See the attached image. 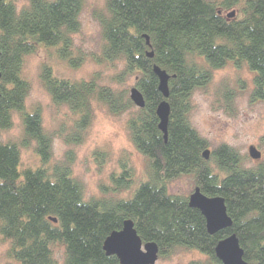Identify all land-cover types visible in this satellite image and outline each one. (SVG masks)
I'll list each match as a JSON object with an SVG mask.
<instances>
[{
	"label": "trees",
	"instance_id": "obj_1",
	"mask_svg": "<svg viewBox=\"0 0 264 264\" xmlns=\"http://www.w3.org/2000/svg\"><path fill=\"white\" fill-rule=\"evenodd\" d=\"M17 1L0 0V135L13 127L16 113L24 128L20 144L0 138V233L11 244V258L21 264H57L53 247L59 244L64 264H120L106 253L104 242L132 220L144 243L158 244L159 258L195 250L206 260L193 264H222L216 247L235 234L244 260L264 264V164L243 168V158L225 144L206 160L208 142L190 122L195 91L228 64L255 73L252 101L264 102V0H106L105 10L96 15L105 43L102 59L122 61L123 73L135 77L144 97L145 107L129 117L127 129L147 160V180L129 198L90 200L72 175L71 159L52 161L53 138L44 129L41 110L25 111L31 83L24 76L37 45L55 47L72 67L80 65L72 36L80 30L86 0H24L20 9ZM237 7L238 18L221 11ZM155 66L170 76L167 140L159 129L157 108L164 97ZM40 79L54 104L78 115L68 144L80 142L95 104L114 116L135 107L125 93L99 85L96 78L59 79L44 65ZM31 142L37 144L40 166L21 170V148ZM183 176H191L207 196L225 199L230 229L210 235L189 198L170 194L168 185ZM133 177L124 165L111 179L113 190H128Z\"/></svg>",
	"mask_w": 264,
	"mask_h": 264
},
{
	"label": "rangeland",
	"instance_id": "obj_2",
	"mask_svg": "<svg viewBox=\"0 0 264 264\" xmlns=\"http://www.w3.org/2000/svg\"><path fill=\"white\" fill-rule=\"evenodd\" d=\"M214 2L222 0H212ZM106 0H86L80 15V30L73 34V56L80 57V65L72 67L58 55V49L37 45L35 54L29 56L24 67V76L31 83L26 101V112L40 109L44 129L53 138V162L71 159L72 175L84 188L85 200L103 197L129 198L138 186L147 180V160L131 141L127 120L139 108L121 115H112L99 104L94 106L90 126L82 133L78 143L68 144L75 134L78 115L66 105H56L44 88L40 73L44 65L53 69L59 79L70 81H91L96 78L101 86L109 87L117 93H125L130 98L135 87V77L123 73L122 61L107 62L102 59L104 39L96 15L105 10ZM19 9L25 4L18 0ZM227 16L234 13L238 18L239 8L222 10ZM231 19V18H230ZM255 73L246 66L240 68L232 64L215 70L210 83L198 89L193 95V109L190 122L200 136L208 142L211 152L221 145L235 149L243 158V168L255 169L264 164V102H253V79ZM3 142L20 144L24 138V128L19 114L14 115L13 127L1 133ZM251 146H256L262 158L250 157ZM37 144L31 142L21 148L20 169L37 168L40 158ZM132 168L134 183L121 193L113 190L112 177L119 176L124 165ZM195 189L191 176H183L168 185L172 195L188 197ZM11 244L0 233V264H21L9 254ZM57 264H64L65 249L57 244L53 247ZM206 260L205 255L195 250H181L168 258H159L157 264H193Z\"/></svg>",
	"mask_w": 264,
	"mask_h": 264
},
{
	"label": "water",
	"instance_id": "obj_3",
	"mask_svg": "<svg viewBox=\"0 0 264 264\" xmlns=\"http://www.w3.org/2000/svg\"><path fill=\"white\" fill-rule=\"evenodd\" d=\"M233 17L234 13L228 15L229 19ZM144 37L149 43V37L147 35H144ZM153 56L154 54L151 53L150 57ZM154 71L159 78V90L164 97V101L157 108V115L160 120L159 129L165 140H167L170 117V105L167 101L170 96V76L158 66L154 67ZM1 79L2 74L0 72ZM130 99L139 109L145 107L144 97L136 87L131 89ZM249 154L255 160L262 158V153L256 146L250 147ZM210 155L211 150L209 149H206L203 153L206 160L210 159ZM189 205L191 208L199 210L205 217L207 231L210 235H216L230 229L233 225V221L227 212L226 201L222 196L209 197L202 192L200 187H195L193 193L189 196ZM52 221L56 223L57 219L52 218ZM104 250L108 255L116 256L120 264H157L159 260L158 244L156 242L144 243L132 220H126L121 230L112 232L106 238ZM216 256L222 264H248L244 260V251L235 234L218 243Z\"/></svg>",
	"mask_w": 264,
	"mask_h": 264
},
{
	"label": "clouds",
	"instance_id": "obj_4",
	"mask_svg": "<svg viewBox=\"0 0 264 264\" xmlns=\"http://www.w3.org/2000/svg\"><path fill=\"white\" fill-rule=\"evenodd\" d=\"M22 6V5H21Z\"/></svg>",
	"mask_w": 264,
	"mask_h": 264
}]
</instances>
